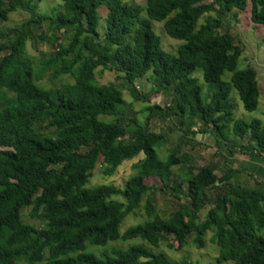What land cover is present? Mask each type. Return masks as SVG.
<instances>
[{
    "label": "trees",
    "instance_id": "1",
    "mask_svg": "<svg viewBox=\"0 0 264 264\" xmlns=\"http://www.w3.org/2000/svg\"><path fill=\"white\" fill-rule=\"evenodd\" d=\"M59 2L46 14L37 11V0H0V22L18 9L28 15L0 30V264H193L185 258L171 261L137 243L93 251L134 239L157 247L168 237L177 248L188 238L201 248L207 232L217 248L207 264H264V181L255 179L249 186L222 180L237 171L226 168L217 174L211 164L193 169L179 143L160 159L154 146L164 142V135L147 127L155 110L163 117L176 116L178 128L186 114L183 134L194 133L189 123L198 118L203 126L198 131L210 134L216 145L219 138L228 153L238 149L264 167V126L256 118H234L228 101L234 89L244 110L256 108V71L236 68L241 47L230 33L217 31L225 13L246 5L251 22L264 29V0ZM101 5L106 12L99 36L95 23ZM151 20L161 21L166 35L182 41L176 55L160 47ZM41 22L51 29L52 51L36 60L25 45ZM97 67L122 73L127 83L146 76L153 92L169 91L170 101L163 109L147 104L142 124L125 119L116 108L122 102L120 90L112 82L97 83ZM196 69L214 89L208 101L191 76ZM225 71L229 80L221 81ZM44 72L50 79L68 75L72 82L46 87L39 82ZM131 92L149 102L133 86ZM100 114L115 118L104 122L97 119ZM228 127L235 137L246 135V143H229ZM138 153L136 173L122 187L86 186L97 163L110 175ZM176 165L181 169L174 175ZM149 176L158 180L157 186L144 183ZM154 191L176 201L166 216L153 202ZM26 207L37 224L23 221ZM140 207L143 220L120 231L123 218Z\"/></svg>",
    "mask_w": 264,
    "mask_h": 264
},
{
    "label": "rangeland",
    "instance_id": "2",
    "mask_svg": "<svg viewBox=\"0 0 264 264\" xmlns=\"http://www.w3.org/2000/svg\"><path fill=\"white\" fill-rule=\"evenodd\" d=\"M126 3H136L142 5L144 0H123ZM59 0H37V11L40 13H50L53 7L59 8ZM106 9L104 6H98L96 8V31L99 36L103 33V17L105 16ZM213 15V13H210ZM27 13L23 10H15L8 15V19L4 22H0V30L6 31V28L18 25L21 21L27 18ZM140 16H145V12L142 10ZM200 17L198 22L201 21ZM151 28L153 32L158 36L160 47L173 55H176V48L182 43L180 40L173 39L165 34L162 28L161 21L151 20ZM33 37L28 40L25 45V50L30 55L32 59L42 58V54H46L52 51V45L50 44L49 35L51 29L47 26L45 22H41L38 26L32 28ZM219 33L226 31L230 33L234 38L235 42L241 47L242 51L239 55L236 63L237 69H243L246 66H251L256 71V79L259 88L258 103L254 110L246 111L242 108L241 102L237 96L234 89L229 91L228 101L231 104V111L234 118H241L244 121H249L252 118H256L264 126V29L257 24H253L249 18V5L243 10L232 9L225 13L219 28L217 29ZM45 36V38H42ZM1 55V54H0ZM150 76V73H147ZM191 76L196 78L197 84L200 86V95L204 101H208L214 92V89L209 86L201 76V71L199 69L194 70ZM94 77L97 83H107L112 82L120 90L122 102L116 104L117 110L122 116L127 118H134L138 124H142L145 117L147 116V111L145 106L147 104L154 103L163 109L170 101L169 91L164 92H153V83L146 78V76L136 78L132 83H127L122 78V73L102 69L97 67L94 72ZM230 73L225 71L221 76V81H228ZM39 82L46 86H57L61 83L72 82V78L68 75H62L59 78L50 79L49 73L44 72V76ZM132 86L141 96H147L149 102L142 100L141 98L134 97L132 93ZM114 116L111 115H98L97 119L110 122L114 120ZM183 124L180 128L177 125V117L174 115H168L163 117L159 111L155 110L147 119V127L149 129H154L155 131H160L164 135V142L158 143L154 146L157 156L160 159H164L167 155V150L171 148L176 143H179V152L187 153L191 160L188 165L195 169L203 164H211L215 170L214 172L219 174L222 170L226 168H232L236 170L237 173L224 174L221 177L222 180L231 179L238 182L241 185H253L254 180L258 179L264 181V177L257 174L254 169L248 166L245 161H253L259 165H262L258 160L248 158L247 155H243L237 149L236 151L227 152L226 146H224L220 139L219 144L214 143V139L210 134L198 131L202 129V123L198 118L190 120L189 129L194 133L183 134L184 130H187V123L189 119L185 114L183 116ZM133 125H131L132 128ZM209 127L208 124L205 128ZM229 129V130H228ZM224 129V133L229 139V143L235 142L236 144H245L247 141V136L243 138H238L233 136L230 131V127ZM229 145V144H228ZM142 157L141 153H138L134 157L122 161L118 165L112 174L104 175L101 172V166L97 163L91 171L88 178L86 186H94L101 183H111L122 187L124 182L135 175L136 169L133 167L136 161ZM177 165L173 168V173L176 175L178 170ZM238 169V170H237ZM232 170V171H233ZM257 174V175H256ZM144 183L147 185H158V180L155 177H146ZM153 202L156 205L157 210L162 216H166L175 207V199L170 195H163L157 191L152 194ZM209 205H206L200 212L199 217L203 218L204 213ZM29 207L22 209L21 216L26 223H35L37 221L29 216ZM143 210L141 207L135 211L134 214L126 215L121 224L120 231H123L127 226L141 222L143 220ZM210 232H207L204 236V246L201 248H196L191 242L190 238L187 239V243L181 248H177L175 242L171 237L159 243L157 247H152L147 245L145 242L134 239L121 241H112L103 247H96L94 253H98L100 250L108 251L111 247H126L128 244L137 243L145 245L146 248L150 249L152 252H161L169 260L178 261L181 258L190 260L193 264H207L208 262H213L217 256L216 245L210 240ZM171 245V246H168ZM89 246L88 249H92ZM220 264H230V262H222Z\"/></svg>",
    "mask_w": 264,
    "mask_h": 264
},
{
    "label": "crops",
    "instance_id": "3",
    "mask_svg": "<svg viewBox=\"0 0 264 264\" xmlns=\"http://www.w3.org/2000/svg\"><path fill=\"white\" fill-rule=\"evenodd\" d=\"M245 163L248 166H250L252 169H254L257 174H259V175L264 177V167H263V165H259V164H257L256 162H253V161H245Z\"/></svg>",
    "mask_w": 264,
    "mask_h": 264
}]
</instances>
